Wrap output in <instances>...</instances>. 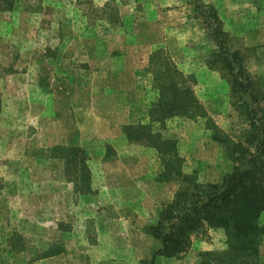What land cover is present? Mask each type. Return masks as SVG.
I'll list each match as a JSON object with an SVG mask.
<instances>
[{
  "label": "rangeland",
  "instance_id": "rangeland-1",
  "mask_svg": "<svg viewBox=\"0 0 264 264\" xmlns=\"http://www.w3.org/2000/svg\"><path fill=\"white\" fill-rule=\"evenodd\" d=\"M238 99L264 113V0H0V264H246L206 222L167 256L146 232L232 171Z\"/></svg>",
  "mask_w": 264,
  "mask_h": 264
},
{
  "label": "trees",
  "instance_id": "trees-1",
  "mask_svg": "<svg viewBox=\"0 0 264 264\" xmlns=\"http://www.w3.org/2000/svg\"><path fill=\"white\" fill-rule=\"evenodd\" d=\"M232 60L236 59L233 57ZM224 61L227 67L231 66V58ZM167 74L175 76L170 69H167ZM234 75L228 79L230 88H243V81L237 84L235 79L241 78V74ZM169 84L167 92H163L169 100L166 104L168 116L187 115L189 108L196 102L190 88L179 90L178 83L173 80ZM238 91L247 92L241 89ZM235 97L237 98L234 91H230L232 101ZM234 105L235 109L246 116L249 129L236 141L224 133L222 135L221 131H216L217 140L223 145L231 146L234 162L232 171L222 178L219 185H198L193 177L184 176L189 186L193 183L194 192L189 191L187 186L185 191L178 194L183 200L180 202L184 206V214L174 219L171 224L170 231L173 234L163 232L161 225L149 226L146 229L149 235L162 244L163 255L176 253L184 236L193 233L199 229L202 222H206L211 228L224 232L228 252L235 262L243 260L246 264L258 263L259 240L264 235V228L260 224V216L264 213V113L256 117V113L239 99ZM197 109L200 110L199 107ZM168 156L170 163L174 166L178 164L177 169L172 171L178 174L181 164L179 158L177 155ZM177 206L175 201L172 202L165 207L164 213L173 219L172 215Z\"/></svg>",
  "mask_w": 264,
  "mask_h": 264
}]
</instances>
